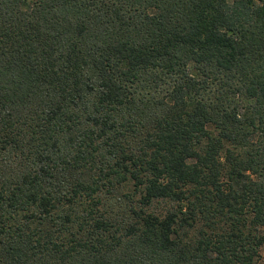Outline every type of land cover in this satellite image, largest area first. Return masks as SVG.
Returning <instances> with one entry per match:
<instances>
[{"label": "trees", "instance_id": "obj_1", "mask_svg": "<svg viewBox=\"0 0 264 264\" xmlns=\"http://www.w3.org/2000/svg\"><path fill=\"white\" fill-rule=\"evenodd\" d=\"M264 0H0V264H264Z\"/></svg>", "mask_w": 264, "mask_h": 264}, {"label": "rangeland", "instance_id": "obj_2", "mask_svg": "<svg viewBox=\"0 0 264 264\" xmlns=\"http://www.w3.org/2000/svg\"><path fill=\"white\" fill-rule=\"evenodd\" d=\"M261 254L264 255V248L261 249Z\"/></svg>", "mask_w": 264, "mask_h": 264}]
</instances>
